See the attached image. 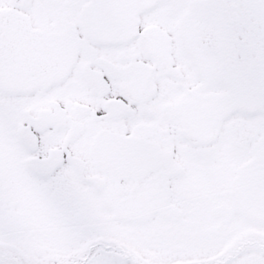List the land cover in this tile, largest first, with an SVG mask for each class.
Returning <instances> with one entry per match:
<instances>
[{"label": "snow or ice", "instance_id": "6c2138e0", "mask_svg": "<svg viewBox=\"0 0 264 264\" xmlns=\"http://www.w3.org/2000/svg\"><path fill=\"white\" fill-rule=\"evenodd\" d=\"M0 264H264V0H0Z\"/></svg>", "mask_w": 264, "mask_h": 264}]
</instances>
